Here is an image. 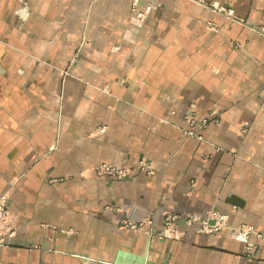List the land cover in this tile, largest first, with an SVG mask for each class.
<instances>
[{"label":"crops","instance_id":"crops-1","mask_svg":"<svg viewBox=\"0 0 264 264\" xmlns=\"http://www.w3.org/2000/svg\"><path fill=\"white\" fill-rule=\"evenodd\" d=\"M262 26L264 0H0V196L19 227L0 264H264L228 230L158 236L167 212L216 211L264 238Z\"/></svg>","mask_w":264,"mask_h":264},{"label":"rangeland","instance_id":"rangeland-1","mask_svg":"<svg viewBox=\"0 0 264 264\" xmlns=\"http://www.w3.org/2000/svg\"><path fill=\"white\" fill-rule=\"evenodd\" d=\"M207 7L215 15H220L222 17L237 21L235 12L229 8L220 5H209ZM147 13L148 12L138 15L140 21L145 20L144 16ZM207 27L212 30L218 29V25L213 22L209 23ZM257 32L262 37H264V26L259 27ZM207 123V121H204L203 124L207 125ZM184 134L189 137H196L194 132H184ZM139 168L148 176H154L156 173L154 170L149 168V166L143 163L140 164ZM92 171L98 178H108L111 181L122 182L130 178L132 168L127 166L100 164ZM0 206H2L4 210V213L0 219V242L3 240L7 242L10 239H14L18 235L19 227L16 219L11 215L8 209L7 195L4 194L0 196ZM181 226H183L186 230H183ZM129 227L130 230L138 231L144 227V224H135L130 225ZM163 228V233L159 234L158 236L162 240L169 241L182 240V238L186 236L187 230H192L197 235L210 236L221 235L224 230H228L229 236L232 239L237 240L238 238L243 237L244 241L246 242L245 254L251 257L255 255L257 249L260 247V244L264 243L263 236L257 231L255 227L250 225H240L236 228L231 227L229 225V217L216 211L207 212V214L204 216H186L167 212L164 214Z\"/></svg>","mask_w":264,"mask_h":264},{"label":"built area","instance_id":"built-area-1","mask_svg":"<svg viewBox=\"0 0 264 264\" xmlns=\"http://www.w3.org/2000/svg\"><path fill=\"white\" fill-rule=\"evenodd\" d=\"M3 213H4L3 207L0 206V219H1L2 215H3ZM4 244H5V240H3L2 242H0V245H4Z\"/></svg>","mask_w":264,"mask_h":264}]
</instances>
